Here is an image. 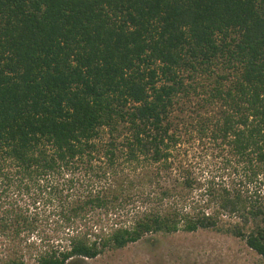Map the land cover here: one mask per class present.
Here are the masks:
<instances>
[{"label": "trees", "instance_id": "obj_1", "mask_svg": "<svg viewBox=\"0 0 264 264\" xmlns=\"http://www.w3.org/2000/svg\"><path fill=\"white\" fill-rule=\"evenodd\" d=\"M199 229L264 260V0H0V264Z\"/></svg>", "mask_w": 264, "mask_h": 264}, {"label": "rangeland", "instance_id": "obj_2", "mask_svg": "<svg viewBox=\"0 0 264 264\" xmlns=\"http://www.w3.org/2000/svg\"><path fill=\"white\" fill-rule=\"evenodd\" d=\"M211 151L208 149L209 155ZM201 153L211 169L222 165L215 154L206 157L203 150ZM68 264H264V260L238 237L199 229L146 235L122 249L107 250L96 258H76Z\"/></svg>", "mask_w": 264, "mask_h": 264}]
</instances>
